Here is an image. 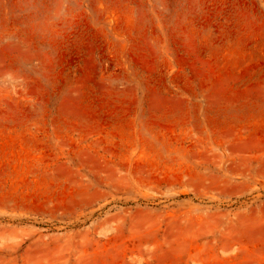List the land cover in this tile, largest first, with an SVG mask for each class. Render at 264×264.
<instances>
[{
	"label": "rangeland",
	"instance_id": "obj_1",
	"mask_svg": "<svg viewBox=\"0 0 264 264\" xmlns=\"http://www.w3.org/2000/svg\"><path fill=\"white\" fill-rule=\"evenodd\" d=\"M0 264H264V0H0Z\"/></svg>",
	"mask_w": 264,
	"mask_h": 264
}]
</instances>
